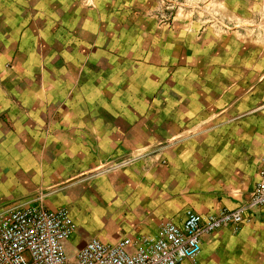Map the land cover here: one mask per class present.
<instances>
[{"label":"crops","instance_id":"0c3cea01","mask_svg":"<svg viewBox=\"0 0 264 264\" xmlns=\"http://www.w3.org/2000/svg\"><path fill=\"white\" fill-rule=\"evenodd\" d=\"M59 1L1 19L0 211L66 206L76 224L69 243L84 245L155 234L166 221L181 225L189 209L244 203L264 156V103L251 105L256 51L235 58L186 49L185 40L177 53L167 32L145 49L101 0L86 12ZM246 67L248 79L237 78ZM263 220L264 209L237 232L204 236L200 264L208 244L253 260Z\"/></svg>","mask_w":264,"mask_h":264},{"label":"built area","instance_id":"2783aa9c","mask_svg":"<svg viewBox=\"0 0 264 264\" xmlns=\"http://www.w3.org/2000/svg\"><path fill=\"white\" fill-rule=\"evenodd\" d=\"M264 209V156L248 199L234 209L201 214L187 210L184 222L162 223L155 234L125 236L104 242L93 236L68 253L76 224L66 206L42 204L0 211V264H200L203 237L222 229L234 232Z\"/></svg>","mask_w":264,"mask_h":264},{"label":"rangeland","instance_id":"374dc122","mask_svg":"<svg viewBox=\"0 0 264 264\" xmlns=\"http://www.w3.org/2000/svg\"><path fill=\"white\" fill-rule=\"evenodd\" d=\"M44 7L57 8V0H34ZM77 3L85 5L86 8L98 4L95 0H76ZM32 0H0V25L4 15H12L18 18L20 5L28 12L34 9ZM99 2V1H98ZM104 9L119 15L122 21L119 23L125 26L129 36L139 34L142 37L144 48H154L153 35L164 32L170 33L172 37V49L177 53L185 49L181 44L185 41L186 49H218L233 53L234 57H240L248 50L256 51L255 58L251 65V96L252 108L264 103V65L258 64L264 55V0H101ZM129 18V19H128ZM155 29V34H154ZM1 33V32H0ZM16 34V32H14ZM12 33L13 41L17 44L19 36ZM17 35V34H16ZM186 35V39L183 36ZM182 38V39H180ZM3 39L0 38V43ZM44 38H40L41 48ZM151 45V46H149ZM44 48V47H43ZM44 60L50 61L49 53L40 55ZM237 61V59H236ZM9 66V65H8ZM246 74L248 79V67L246 71L238 70L237 78ZM248 88V86L246 87ZM264 222V220H263ZM84 245L68 244V253L73 254ZM206 264H264V247L259 246V251H253L249 256L253 260H245L235 255L233 248L229 250L222 247L219 254H213L210 244L204 246ZM229 253L232 255H229ZM244 254V257L247 254ZM255 254H259L257 262ZM202 256V254L200 255ZM234 256V257H233Z\"/></svg>","mask_w":264,"mask_h":264}]
</instances>
